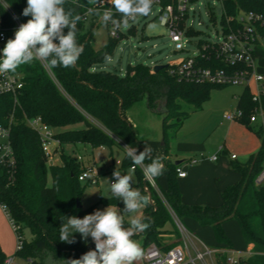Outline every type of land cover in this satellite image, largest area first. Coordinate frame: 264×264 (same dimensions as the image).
<instances>
[{
  "label": "trees",
  "instance_id": "obj_1",
  "mask_svg": "<svg viewBox=\"0 0 264 264\" xmlns=\"http://www.w3.org/2000/svg\"><path fill=\"white\" fill-rule=\"evenodd\" d=\"M4 1L21 23L30 19L21 15L27 0ZM169 1L171 0H164L163 4ZM93 6L88 0H68L65 5L74 15L81 16L77 25L78 41L83 45L84 51L74 68L50 69L42 62L22 66L15 72L23 78V88L18 97H0V123L10 128L17 158L13 179H0V201L6 204L18 227V235L23 237L22 247L16 250V254L28 263L66 264L69 259L80 258L88 250L94 249L95 245L89 246L78 233L75 234L76 243L61 242L59 228L63 216L83 218L100 205H123L112 196H101L98 202L87 208L77 205V200L92 182L79 180V174L86 167L81 160L65 153L64 145L86 143L92 147H112L120 139L126 145L142 151L144 147L135 126L128 118V112L145 99L151 110L158 109L160 102L164 104L162 130L168 146L171 142L170 127L173 126V137L188 115L183 108L184 103L198 109L209 96L212 86H222L177 79L170 75V65L154 71L153 66L144 63L129 64L125 74L105 69L94 70L95 64L106 62L114 55L124 34L120 32L118 37L109 34L105 44L99 49L95 48L91 39L103 21H98V14L84 19L87 9ZM240 11L264 14V0H222L223 25H227L229 21L235 30L240 28L241 25L236 20ZM211 16L215 18L213 11ZM114 17L120 19L115 10ZM0 20L7 30V39L12 38L17 29L16 21L2 3ZM133 27L132 25L129 31L134 32ZM198 32L193 26L187 30L189 36ZM206 42L208 41L201 40L199 45L202 52L209 56L216 47L204 49ZM260 51L263 53L264 49L261 48ZM106 56L109 59L106 60ZM201 62L205 66L227 67L225 61L216 56L205 57ZM251 96L246 88L240 95L238 104L245 112L241 122L249 128H252L249 115L255 106ZM35 116H41L55 128L56 137L61 142V163H47L38 133L26 124V117ZM79 124L82 125L78 126ZM255 131L261 137V146L245 162L233 159L231 168L240 174V178L220 191L222 202L219 205L187 204L183 201L178 183L179 164L165 165L168 188L161 189V194L145 181L140 167L134 168L137 181L133 183V187L148 195L150 192L152 199L143 216L147 218L146 222L150 221V227L141 232L144 251L153 243L163 250L180 244L179 230L166 229L173 211L183 223L189 218L201 226L212 227L216 247L219 248L232 249V241L225 232L224 224L229 220H236L245 243L252 246V253L246 258L241 257L238 264H264V182L256 184L255 181L264 163V135L260 129ZM153 155L162 156L156 152ZM132 166L125 155L122 168ZM25 230L29 231V238L25 236ZM6 258L0 244V264H4ZM216 264H230L227 254L217 253Z\"/></svg>",
  "mask_w": 264,
  "mask_h": 264
},
{
  "label": "rangeland",
  "instance_id": "obj_2",
  "mask_svg": "<svg viewBox=\"0 0 264 264\" xmlns=\"http://www.w3.org/2000/svg\"><path fill=\"white\" fill-rule=\"evenodd\" d=\"M190 8V16L187 20V25H192L199 32L196 35H183L182 43L183 50H175V43L169 36V30L166 26L162 25L158 20L160 7L152 6L150 13L147 16H140L134 22H129L127 27L120 26V32L124 37L118 43L114 55L103 63L94 65V70H110L117 71L120 74H125L129 64L134 65L137 63H144L146 65L154 66L156 64H172L183 58L193 57L200 51L199 42L204 41H221L223 35V23L221 22L222 15V0H196L192 3ZM214 12L215 18H212L211 12ZM101 19L98 18V21ZM134 26V32L129 31V28ZM111 25L107 22H101L91 39L92 45L99 49L108 39ZM207 43V42H206ZM249 91L253 90L254 82L251 83ZM247 87L244 84H226L222 86H212L209 90V96L202 102L201 107L195 109L189 103H184V110L187 116L183 121L182 126L178 129L177 133L172 137L173 126L169 129L171 142L168 147L175 149L184 147L185 145L202 146V149H197L192 156L177 157L176 159L184 160L187 164L185 171L190 174L191 161L197 159L198 164H203L205 168L204 176L197 177L195 182L185 183L179 186L183 193V199L187 204H218L221 203V184L214 176L208 175L209 171L216 164L211 160V157L218 155V158L227 156L229 159L230 154L235 152L239 154L240 148L244 146L249 140V133L253 135L257 133L255 130L239 125L230 127L231 121L224 117L225 113L234 112L239 104V97ZM135 123V129L139 135L142 134L145 125L151 123V129L160 123L163 114H156L147 105L145 99L138 102L130 111ZM171 121V120H170ZM163 122V120H162ZM240 122L241 121H237ZM79 124L78 126H81ZM120 140V139H118ZM166 142L163 143V146ZM220 145H224L227 153L218 154L217 149ZM75 154L81 157L86 164V167L93 166L99 171L100 178L97 177L98 183H91L88 185L80 198V202L84 208H87L94 203L98 202L101 196L111 197L109 182L113 179V172L119 171L124 174V170L119 169L116 164L117 160L124 155V149L115 144L112 147L106 146L107 150L102 151L99 147H92L86 143L75 144ZM71 148L66 147L65 153H70ZM74 156V155H72ZM244 157V156H243ZM241 157V158H243ZM78 159V157H76ZM53 161L59 163V156H55ZM115 162V163H113ZM88 165V166H87ZM114 165L117 167L114 168ZM232 166L230 165V170ZM110 169V170H109ZM208 176V177H207ZM210 177V178H209ZM51 183V178H49ZM210 185V188L202 190L203 186ZM101 207V206H100ZM1 209V206H0ZM3 213V210H0ZM8 227L7 231L13 235L15 249L9 256L14 258V264H27L21 257L17 256V235L13 226L8 218L5 216ZM2 222V221H1ZM174 228H178L177 221L174 216L171 219ZM4 223V222H2ZM0 223V227L2 226ZM187 226L197 234V237L211 247H216V239L212 227L208 226L202 228L201 231L195 229L188 221ZM200 230V229H199ZM225 230L232 241V250L239 253L242 258L247 257L248 248L240 231L238 222L236 220H229L225 224ZM180 232V230H179ZM25 236L30 237L28 230H25ZM12 238V236H11ZM134 239L140 242V237L135 236ZM181 242L183 245V237L181 235ZM138 259L135 264H144L143 261Z\"/></svg>",
  "mask_w": 264,
  "mask_h": 264
},
{
  "label": "built area",
  "instance_id": "obj_3",
  "mask_svg": "<svg viewBox=\"0 0 264 264\" xmlns=\"http://www.w3.org/2000/svg\"><path fill=\"white\" fill-rule=\"evenodd\" d=\"M163 1L154 0L152 6L157 5L160 7L157 18L162 25L168 28L169 36L175 43V50H183L182 36L188 35L187 30L192 26L187 25V20L190 16V5L194 2L191 0H171L164 5ZM0 3L5 5L11 12L16 21L15 27L18 28L21 22L16 15L4 0H0ZM106 8H112V5L108 4L106 0H100L99 4L87 9L84 19H88L92 14L102 16ZM89 9H94V11L90 12ZM114 19L117 18L114 17ZM236 20L241 25L240 28L235 30L228 21L227 25H223L224 37L221 41H208L203 45L204 49L216 47L215 51H212L209 56L200 49L197 55L183 58L170 64L169 73L177 79L192 83L244 84L249 88L252 86L251 83L254 82L253 90L250 92L255 106L249 115V122L256 129H260L264 135V51L263 53L260 51L261 48L264 49V14L255 11H240L236 15ZM107 23L112 27L110 35L118 37L120 27H116L110 21ZM6 39L7 30L3 27L0 20V49H3ZM214 56L225 61L227 67L205 66L202 64L201 60L203 58ZM22 88L23 78L21 74L7 73L0 75V97L11 95L16 99ZM244 114V110L241 107H237L234 112L225 113L224 117L231 122L241 121ZM26 124L38 133L47 163L50 165L56 164L53 159L60 154L61 142L56 137L55 128L46 123L41 116L26 117ZM223 151L224 147L220 146L218 153ZM231 158L237 159V154H231ZM78 159L80 160L81 157L78 156ZM211 159L217 160L218 155L212 156ZM196 162L197 159H193L190 163ZM16 164L17 158L11 140L10 128L0 123V179L8 177L9 180H12ZM177 173L179 177L187 175V172L181 167L177 168ZM97 177L98 172L94 167H86L79 174V180L82 182L90 181L96 183ZM255 181L256 184L264 182V163ZM149 184L161 194L156 180L149 182ZM0 206L15 230L17 249H20L23 244V237L18 235V227L10 216L6 204L0 201ZM171 213L177 221V226L183 237V245L163 250L153 243L144 251L142 256L144 264H216L217 253H226L227 261L230 264L239 263L241 256L237 255L232 249L207 245L189 231L173 211ZM13 262L14 258L11 256L6 258L4 264H13Z\"/></svg>",
  "mask_w": 264,
  "mask_h": 264
},
{
  "label": "clouds",
  "instance_id": "obj_4",
  "mask_svg": "<svg viewBox=\"0 0 264 264\" xmlns=\"http://www.w3.org/2000/svg\"><path fill=\"white\" fill-rule=\"evenodd\" d=\"M68 0H27L21 15L30 17L21 23L12 38L7 39L0 49V75L15 73L25 65L42 62L48 68H74L84 48L78 41L80 15H74L65 7ZM112 8H106L101 16L103 22H112L116 27H127L140 16H147L154 0H106ZM97 5L100 0H88ZM119 14L120 19H114ZM94 11V9H89ZM109 59V57H105ZM126 157L133 167H140L148 182L165 172L163 157L153 155V148L145 145L142 151L137 147L125 145ZM146 161H148L146 163ZM109 182L112 197L123 203V209L109 205L97 209L83 218L75 215L63 216L59 228L60 241L76 243L75 234L81 239L91 237L94 249L88 250L78 259H69L66 264H135L144 250L133 237L150 227L147 218L138 215L148 207L150 196L133 187V175L114 171ZM127 217V220H126Z\"/></svg>",
  "mask_w": 264,
  "mask_h": 264
},
{
  "label": "crops",
  "instance_id": "obj_5",
  "mask_svg": "<svg viewBox=\"0 0 264 264\" xmlns=\"http://www.w3.org/2000/svg\"><path fill=\"white\" fill-rule=\"evenodd\" d=\"M152 111L154 113H156V114H163V117H164L165 111H164L163 102H160V104L158 106V109H155V110H152ZM128 118L130 119V121L135 126V123L133 122L134 121L133 120V116H131L129 112H128ZM162 120H163V118H162ZM162 120H161V127H159L160 126V123H159L153 129H151L152 125L150 126L151 123H148L147 125H145L146 127H144L143 132H142L141 135H139L137 133V131H136L137 136L140 139L143 147H145V145L147 144V145H149V146H151L153 148V152H156L157 154H160V155L164 156V158H163L164 159V165H169L171 163H175V164H179V166L182 169L185 170V167L187 166V164H184V160H181V159L177 160L176 158L177 157L183 158V157L192 156V154H194V152H196L197 149H202L203 145L202 146H199V145H197V146L188 145L187 146V145H185L184 147H179V148H175V149L171 148V151H170V148L167 146V144L165 146H163V143L166 142V141H165V138H164V135H163V130H162ZM239 125L245 126L244 124H242V122L240 123V122H237V121H232L230 123V127L239 126ZM250 125L252 126V128H250L251 130H255L256 129V127L254 125H252V124H250ZM245 127L249 128L247 125ZM261 141H262L261 137L258 134L256 135V134L253 133V135H252L251 133H249L248 142L244 146H242L240 148V152H239V154H237V159H234V161L245 162L246 160H248V158L250 157L251 154L256 153L259 150V148L261 146ZM118 142L119 143L117 145L121 146L122 148L126 145L122 140H118ZM220 146L224 147V151L221 152V153H218V154L227 153V149H225L226 147L224 145H220ZM220 146H219V148H220ZM66 147H70L71 148L70 153L72 155H74L73 157H75V158L78 157L77 154H75V148H74L75 144H66V145L63 146V149L66 150ZM219 148L217 149V152H218ZM99 149L102 150V151L107 150L106 146H99ZM59 151H60V154H58V156L60 158L59 163H61V151H62L61 148L59 149ZM233 153L236 154L235 152H233ZM233 153H231V154H233ZM231 154L229 156L230 157L229 159L227 158V156H223L222 158H218L217 160L211 159L212 161H215L216 164L209 171L208 175H210V177L214 176L216 179H218V181H219L218 183L221 184L220 191L225 186H227L228 184H232V183L238 181L239 178H240V174L237 171H231L230 170V165L232 164V161H233V159L231 158ZM125 155H126V153H125V149H124L123 157L118 159L116 164L119 166V169L124 170L123 171L124 174H129L130 172L132 173V175H133L132 183H134V182L137 181L136 170L133 167L126 168V169L122 168V162H123V159H124ZM241 157H243V158H241ZM81 161L83 162L84 166L86 167V164L84 163V161L83 160H81ZM177 161H180V162L176 163ZM113 163H115V162H113ZM198 163H199V161L196 162V163H192L191 164L193 166L190 167V174L186 171L187 175L185 177H178V183L179 184L181 183L182 185H184L185 183H192V182H195V179L197 177H203L204 176L205 168L203 167V164H198ZM56 164H58V163L56 162ZM89 167H93V166H89ZM116 167L117 166L114 165V168H116ZM97 172L99 173V171H97ZM98 178H100V174H98ZM155 180L157 182V186H158V189L160 191H161V189L162 190H166L168 188V180H167V176L165 174H163L162 176L156 178ZM97 181H98V179H97ZM96 183H98V182H96ZM207 188H210V185L209 186L204 185L202 190H205ZM180 189H181V187H180ZM181 192H182V190H181ZM182 199H183V193H182ZM183 201L185 203H187L184 199H183ZM221 202H222V198H221ZM219 204H221V203L209 204V205H219ZM100 206L98 208L100 210H103L104 208L107 207V206H103V205H100ZM117 207L120 208V209H123V205L122 206H117ZM0 210H2V208ZM144 211H145V208H143L138 215L143 217L144 216ZM4 214L5 215L3 217V213L0 211V223L4 222V223H2V226L0 227V244H1V247H2L3 251L6 253L7 257H10L9 254L14 252L15 243H14L13 235L9 234V231H7L6 227H8V224H7V221H6V218H5V216L7 217V215H6L5 212H4ZM126 220H127V217H126ZM187 221H188V223L190 225L194 226L195 229L198 230V231H201L203 227H204L203 230H205V227H208V226H203L202 227L197 221L189 219V218H186L185 221H184V224L189 229V231H191L192 233H194V232L190 229L189 226H187V224H186ZM5 224H6V227H5ZM225 224H224V229H225ZM166 229H168V230H173L174 229V227L172 225V222H168L166 224ZM8 230H9V227H8ZM203 230H202V232H203ZM225 232L227 234L226 230H225ZM194 234L197 236L196 233H194ZM11 236H12V238H11ZM136 236L140 237V244H142L143 236H142L141 232L138 233ZM86 242H87V244L89 246L94 244L92 242V240H91V237H89L86 240ZM247 248H248V252H249L248 255H247V257H248L252 253V246L251 245H247ZM236 254L241 256L239 253H236ZM141 260H142V257H141ZM13 264H14V262H13ZM27 264H29V263L27 262Z\"/></svg>",
  "mask_w": 264,
  "mask_h": 264
},
{
  "label": "water",
  "instance_id": "obj_6",
  "mask_svg": "<svg viewBox=\"0 0 264 264\" xmlns=\"http://www.w3.org/2000/svg\"><path fill=\"white\" fill-rule=\"evenodd\" d=\"M99 21H101V19H100ZM168 66H169V64H156V65L153 66V70H154V71H158V70H160V69H162V68H164V67H168ZM179 162H180V161H177L176 163H179ZM145 181H146V179H145ZM148 192H149V191H148ZM149 196H150V202L152 203L151 193H150V192H149ZM77 205H78L79 207L82 206V204H81V202H80V199L77 200ZM29 264H33V263H29Z\"/></svg>",
  "mask_w": 264,
  "mask_h": 264
}]
</instances>
